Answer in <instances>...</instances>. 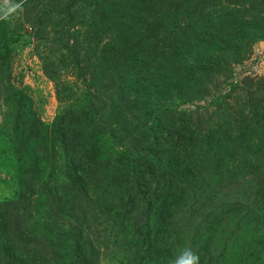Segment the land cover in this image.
<instances>
[{"label":"rangeland","instance_id":"rangeland-1","mask_svg":"<svg viewBox=\"0 0 264 264\" xmlns=\"http://www.w3.org/2000/svg\"><path fill=\"white\" fill-rule=\"evenodd\" d=\"M183 247L264 264V0H26L0 19V264Z\"/></svg>","mask_w":264,"mask_h":264},{"label":"clouds","instance_id":"clouds-1","mask_svg":"<svg viewBox=\"0 0 264 264\" xmlns=\"http://www.w3.org/2000/svg\"><path fill=\"white\" fill-rule=\"evenodd\" d=\"M25 2L26 0H0V19L7 20L22 11ZM169 264H200V257L190 247H183L174 254Z\"/></svg>","mask_w":264,"mask_h":264},{"label":"trees","instance_id":"trees-1","mask_svg":"<svg viewBox=\"0 0 264 264\" xmlns=\"http://www.w3.org/2000/svg\"><path fill=\"white\" fill-rule=\"evenodd\" d=\"M151 171H152V168H149ZM155 170V169H154ZM151 171L150 172H148V173H151ZM147 176V175H146ZM146 177L144 176V173H143V178H140V182L142 183V184H140V187H139V189L140 188H142V189H144L146 192L144 193V195H152V187H151V183H152V181L153 180H151V181H149L148 182V180H144ZM144 180V181H143ZM157 184H159V183H157ZM148 185H150V188L148 187ZM148 189H150V190H148Z\"/></svg>","mask_w":264,"mask_h":264}]
</instances>
